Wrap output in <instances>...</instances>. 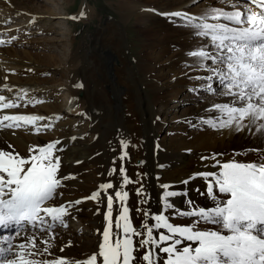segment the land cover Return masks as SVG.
Masks as SVG:
<instances>
[{
	"label": "bare ground",
	"instance_id": "6f19581e",
	"mask_svg": "<svg viewBox=\"0 0 264 264\" xmlns=\"http://www.w3.org/2000/svg\"><path fill=\"white\" fill-rule=\"evenodd\" d=\"M25 1L21 4V0H0V40L11 41L0 44V86L7 83L13 87L12 92L0 90V95L13 99L20 89L28 90V96L19 102L20 107L6 109L0 114L52 117L37 123H50L53 127L40 133L31 128L0 130V149L11 151L8 146L12 145L21 156L26 157L30 146L59 141L56 147L62 150L55 153L61 157L58 175L74 176L75 179L63 181L56 199L50 203L60 205L87 197L100 184L108 181L119 189V172L112 177L107 173L114 166V159L115 167L117 170L120 168V140L124 139L129 142V147L123 166L128 176L136 181L125 189L129 193L127 206L133 225L139 227L143 220L137 208L160 212V185L164 184L172 185L170 190L186 193L170 198L174 205V209L166 213L171 218L170 222L174 225L192 224L197 217L177 215V210L191 211L214 204L203 194L207 181L200 176L189 178L197 173L219 171V168L212 167L214 160H202L201 157L222 154L217 157L221 162L255 159L253 153L234 155L257 145L256 138L247 131L214 130L199 124L200 117L207 119L219 115L215 110L208 111L213 103H228L231 99L219 95L221 89L217 94L204 91L200 85L207 81L192 78L210 73L200 69L194 59L185 53L207 43V40L195 37L189 29L177 27L165 16L157 14L182 10L198 15L212 7L232 11L227 0L223 3L221 0H204L202 3H197L199 0L195 3L193 0H111L116 15L103 20L99 18L97 29L93 35L89 34L84 48L76 34L68 39L64 35L59 36L58 31L50 38L41 37L43 41H49L46 44L36 43L31 37L32 41L18 39L21 33L28 34L34 23L63 16L56 8L37 5L33 0ZM55 1L64 11V16L78 17L75 20L79 22H90L97 15L95 5L88 0H82L72 16L67 8L70 0ZM244 2L232 0L234 4ZM81 11L84 16H80ZM22 14L32 16L27 18L26 25L8 24ZM132 19L142 37L135 50L124 39L126 25ZM51 22L48 28L45 27L50 32L56 30ZM66 23L70 26L68 20ZM54 47L66 50V54ZM205 63L211 66L210 61ZM77 83L83 87H74ZM212 83L216 88V81ZM194 88L197 91H190ZM181 94L190 104L179 112L180 108L172 100ZM28 98L42 102L27 103ZM56 115L61 119L56 120ZM138 173L146 175L140 180ZM185 180L189 182L183 183ZM141 183L147 194L146 204L141 203L145 197L136 194ZM228 198V194H218V200ZM106 207V197H102L100 203L84 200L77 205L66 218L67 227L57 226L54 229L55 239L50 241L53 255L41 258L65 256L83 259L98 251ZM118 211L119 205L114 204L113 219ZM74 224L90 235L72 228ZM198 227L215 228L204 223ZM38 236L37 244L42 249L45 245L40 240L48 239V236L47 233H38ZM20 239L22 237L15 238L13 243H18ZM69 241L71 246L64 247ZM61 247H64L63 252Z\"/></svg>",
	"mask_w": 264,
	"mask_h": 264
},
{
	"label": "snow or ice",
	"instance_id": "6c2138e0",
	"mask_svg": "<svg viewBox=\"0 0 264 264\" xmlns=\"http://www.w3.org/2000/svg\"><path fill=\"white\" fill-rule=\"evenodd\" d=\"M227 2L232 11L212 7L198 15L182 10L157 14L165 16L177 27L189 29L195 37L207 40V43L185 53L200 69L210 73L192 78L207 81L200 88L212 94H217L212 83L215 80L221 89L218 94L231 99L228 103H213L208 111L215 110L219 115L207 119L200 117L199 124L214 130L247 131L256 138L257 145L234 155L253 153L255 159L221 162L217 157L222 154L201 157L202 160H214L212 167L219 168V171L197 173L189 179L200 176L207 181L203 194L214 206L177 210V215L197 219L192 224L174 225L166 214L174 209L170 198L186 193L170 190L173 186L169 184L160 185V212L137 208L143 220L136 227L127 206L129 193L125 190L130 183H136L123 166L128 156L127 140H120V168L117 170L114 159V166L107 173L112 177L119 172V189L108 181L100 184L89 196L60 205L50 202L56 199L63 181L75 177L58 175L61 157L55 153L62 150L56 147L59 141L30 146L26 157L9 145L11 151L0 149V264H264V0H245L243 4H234L232 0ZM84 15L81 11L80 16ZM10 42L0 40V44ZM206 61H210L211 66ZM74 87L83 85L77 83ZM3 89L13 91L7 83L0 86V90ZM27 96V89H20L13 99L0 95V113L20 107L19 102ZM41 102L34 98L27 100V103ZM46 119L53 118L36 114H0V130L31 128L40 133L53 127L50 123H37ZM55 119L61 117L56 115ZM137 175L142 180L146 174ZM110 189L113 192H109ZM220 193L228 194L229 198L218 200ZM136 194L145 197L141 203L148 202L142 183ZM102 197H106L107 207L103 213L104 227L98 251L83 259L65 256L42 259L53 255L50 241L55 239L54 229L67 227L66 218L72 210L84 200L100 203ZM114 204L119 205V211L113 219ZM97 213H100L99 207ZM201 223L215 228L201 229L198 227ZM38 233H47L48 236V239L40 240L45 245L42 249L37 244ZM19 237L22 239L13 243ZM185 241L189 243L185 244ZM68 246L71 241L64 247ZM141 252L143 254L138 255Z\"/></svg>",
	"mask_w": 264,
	"mask_h": 264
},
{
	"label": "rangeland",
	"instance_id": "374dc122",
	"mask_svg": "<svg viewBox=\"0 0 264 264\" xmlns=\"http://www.w3.org/2000/svg\"><path fill=\"white\" fill-rule=\"evenodd\" d=\"M33 1L37 5H42L43 4L44 6L48 5V6L52 7V8H56L63 15V16H60V17H56V18L50 19L52 21L51 22L52 25L55 24L54 25V27L56 29L55 31H51L50 32V30L48 31V30L45 29V27L48 28L50 20L49 19H44L41 22L34 23L33 27L29 28L30 32L28 34L21 33L22 37L20 36L18 38V39H22V40L24 38L25 39L28 38L29 41H32L34 39V42L36 41V43L40 42V43H45L46 44L49 41H47V40L43 41L41 37L50 38L51 36L56 34V32L58 31V35L59 36L60 35L61 36L64 35V37H67L68 39L71 38V36L73 34L74 35L76 34L77 37H80L81 47L84 48L86 42L89 40V34L93 35L95 33V30L97 29V26L99 24L100 19L103 20V19H105V18H107L109 16H115L116 15L115 14V10H113L114 9L113 8L114 5H113L111 0H88L91 4L95 5L97 15H96L95 18H93L92 20H90V22H87V23L86 22H79V21H77L75 19L68 18L67 16H64V11L61 10L62 8L60 6H58L59 4H57V2L55 0H33ZM70 1H69V5L67 6V8H68V12H70L69 14L72 16L76 12V10H77V8H78V6H79V4L81 3L82 0H70ZM203 1L204 0H199L197 3H202ZM241 1H244V0H241ZM25 3H26L25 0H21V4H25ZM26 14H22V17H20V18L19 17L13 18L11 20V22H8V24L12 23V22H15L16 24L18 23L19 25H21V24L26 25L28 20H29L27 18L28 17H32V16H29V15H26ZM46 20H48V22ZM66 20L69 21L70 26L66 23ZM45 23H47V24H45ZM93 29H94V31H93ZM30 37L32 38V40H30ZM38 37H39V39H38ZM124 39H126L127 45H129L131 47V49H134V50L137 48L138 44L141 43L142 37H141V34L138 31V27H137V24H135V20L134 19L130 20L128 22V24L126 25V32H125V38ZM50 44H52V43H50ZM54 49L55 50L58 49L59 52L62 51L61 52L62 54L63 53L66 54V50L59 49L57 47L56 48L54 47ZM215 89H216V92H219L220 91L219 85H217ZM189 94L194 95L193 92H190ZM172 101H173L174 104H176L178 106V108H180L179 112L184 110L185 107H188V105L190 104V102L187 101V98H184V96H182V94L178 95ZM61 103H63V101H61ZM72 228H77L78 231H80V232L82 231V234H88V236L90 235L87 231H84L81 227L78 228L77 224H74L72 226Z\"/></svg>",
	"mask_w": 264,
	"mask_h": 264
}]
</instances>
